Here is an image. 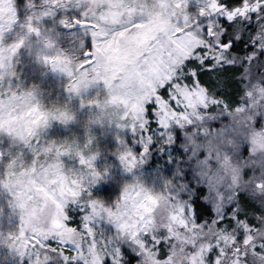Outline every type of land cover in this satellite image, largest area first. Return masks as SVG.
Instances as JSON below:
<instances>
[{"label": "rangeland", "instance_id": "rangeland-1", "mask_svg": "<svg viewBox=\"0 0 264 264\" xmlns=\"http://www.w3.org/2000/svg\"><path fill=\"white\" fill-rule=\"evenodd\" d=\"M138 2L145 4L150 13L141 24L126 31H120L111 23L105 26L115 29V46L113 40L107 42L112 54L105 63L106 71L113 65L120 66L115 73H109L113 81L128 65L147 63L151 66L154 56L163 64V67L157 64V76L166 75L169 61L177 63L196 39L189 32L175 37L173 30L186 26L181 17L187 18L188 4L194 3L202 10L203 0H182V6L181 0ZM117 3L118 0H26V3L0 0V69L3 70L0 71V149L8 153L14 143L25 144L26 137L27 142L36 147L34 136L37 134L41 140L38 155L21 149L20 154L13 152L11 156L0 157V264H24L36 247L31 240L33 228L51 235L59 223L62 225L58 233L60 239L88 244V233L60 220L69 205L85 203L92 205L91 215L100 217L95 228L98 239L91 246L95 259L110 251L102 240L127 239L126 233L138 231L145 225L148 231L155 230L159 238L173 237L169 250L176 264H210L208 250L213 244H219L226 251L235 241L242 257L249 237L254 244L264 243V213L257 214L259 228L246 231L244 239L237 238L236 229L217 228L214 224L205 228L184 214V201L169 191L170 178L157 181L155 175H141L130 169L121 194L112 201L92 191L95 184L108 178L95 173L110 170L113 161L109 156L130 152L126 142H118L121 137L116 131L131 110L130 96L111 91L110 82L102 78L82 92V105L79 96L70 95L66 90L67 73L53 72V65L70 69L76 62L73 37L62 27L64 21L79 13L93 16L98 22L109 18L126 21L135 11V4L132 8L127 3L117 8ZM191 14L195 16L194 12ZM138 35L142 39L137 40ZM157 35L163 43L158 47L149 45L147 41ZM41 39L42 44L52 49L43 56ZM259 71L264 72V68ZM261 94L258 81L254 82L243 94L247 103L239 110L230 113L225 110L217 116L216 122L211 117L205 121L214 129L235 122L237 134L223 142L230 147H221L218 163L208 166L213 168V178L220 175L225 184H239L240 190L257 204L264 201V196L259 195L264 189L253 187L254 181L264 180V123L260 126L255 123L258 116L264 114ZM91 99L95 103L87 102ZM22 103L31 117L30 122L24 124L11 118L13 109ZM61 113L68 117L74 115L70 119L58 118ZM45 120L47 123H42ZM245 142L250 147L247 153L243 151ZM197 143L213 150L218 147L212 136L198 138ZM18 160L23 161L22 165L14 164ZM11 203L17 205L15 211ZM133 205L132 212H128ZM241 223L247 230L248 222ZM164 229L166 231L162 232ZM101 231L107 232V236L100 237ZM16 234L24 237L27 248L24 256L20 255L23 249L14 250L15 241L10 238ZM246 250L248 261L234 259L230 253L220 259L224 264H264L259 250L251 246ZM139 251V264H157L153 249L142 246ZM49 255L54 261L57 259L55 252Z\"/></svg>", "mask_w": 264, "mask_h": 264}, {"label": "snow or ice", "instance_id": "snow-or-ice-1", "mask_svg": "<svg viewBox=\"0 0 264 264\" xmlns=\"http://www.w3.org/2000/svg\"><path fill=\"white\" fill-rule=\"evenodd\" d=\"M125 3L129 8L135 4V11L123 22L111 18L98 22L85 13L64 21L62 27L73 37L76 62L70 69L64 65H53V72L67 73L66 90L70 95L79 96L82 105V92L102 78L110 82L111 91L130 96L131 110L125 122L116 129L121 137L118 142H126L130 152L109 156L113 161L110 170L95 173L108 178L95 184L92 191L112 201L121 194L123 181L130 175V169L141 175H155L157 181L170 178L172 186L169 191L184 201V214L190 215L205 228L214 224L217 228L236 229L237 238L244 239L246 231L259 228L257 221L260 217L257 214L264 213V201L253 204L245 199V191L240 190L239 184H225L220 175L213 178V168L208 165L218 163L220 148L230 147L223 142L237 134V127L233 122L214 129L205 121L211 117L216 122L217 116L225 110L228 113L239 110L242 104L247 103L243 94L254 82L258 81L261 100H264V72L259 71L264 68V41L259 34L260 26H264V0H203L202 10L189 3L187 18L181 17L186 26L173 31L175 37L183 36L185 32L194 35L196 39L190 51L182 54L177 63L169 61L166 75L161 73L157 76V64L160 67L163 64L154 56L151 66L147 63L128 65L113 81L109 73H115L120 66L113 65L106 71L105 63L112 54L107 42L113 40L115 46V29L109 30L105 26L111 23L117 25L120 31H126L141 24L150 15L147 6L138 0H118L115 7H123ZM140 39L138 35L137 40ZM147 43L158 47L163 41L157 35ZM254 68L257 71L254 72ZM129 80L132 83H127ZM58 118L70 119L66 113H61ZM42 123L46 124L47 120ZM255 123L257 126L264 123V114L258 116ZM208 136L217 142L215 150L197 143L198 138ZM27 141L26 137L25 144L14 143L8 153L0 149V157L11 156L13 152L20 154L21 149L38 155L40 136H34L36 147ZM243 148L245 153L250 151L247 142ZM252 155L255 157L254 151ZM122 160L125 161L123 164ZM22 163V160L14 161V164ZM253 187L264 189V180L254 181ZM259 195L264 196V191ZM10 207L15 211L17 205L11 203ZM133 207H129L128 212H132ZM91 208L88 203L75 207L69 205L65 209L66 215L60 217L63 223L88 233V244L60 239L58 233L62 225L59 223L51 235L33 228L31 240L36 247L24 264H139V249L142 246L155 251L157 264H176L169 250L173 237L167 240L159 238L155 230H147V225L126 233L127 239L115 237L111 241L102 240L110 251L95 259L91 246L98 239L95 228L100 217L91 215ZM248 209H256V213L250 214ZM241 221L248 222L247 230ZM117 231H120L119 225ZM99 236L105 237L107 232L101 231ZM10 239L15 241L14 250L16 247L23 249L20 255L24 256L27 248L23 235L16 234ZM249 246L259 250L262 253L260 259L264 260V243L254 244L251 237L244 244L242 257L241 248L234 241L226 251L219 244H213L208 250V259L210 264H217L218 260L219 264H224L220 258L230 253L234 259L248 261L246 249ZM49 252L57 254L55 261Z\"/></svg>", "mask_w": 264, "mask_h": 264}, {"label": "clouds", "instance_id": "clouds-1", "mask_svg": "<svg viewBox=\"0 0 264 264\" xmlns=\"http://www.w3.org/2000/svg\"><path fill=\"white\" fill-rule=\"evenodd\" d=\"M87 102L88 103H95V100L91 99ZM13 113L14 114L11 116V118L18 119L21 124L28 123L31 120V117L29 116L28 112L26 111L23 103L21 105H19L17 109H13ZM5 115L8 116L9 114L6 112ZM72 115H74V113L71 114L69 116V118H71Z\"/></svg>", "mask_w": 264, "mask_h": 264}, {"label": "bare ground", "instance_id": "bare-ground-1", "mask_svg": "<svg viewBox=\"0 0 264 264\" xmlns=\"http://www.w3.org/2000/svg\"><path fill=\"white\" fill-rule=\"evenodd\" d=\"M41 42V50H40V53H41V56L43 55H46L48 52H50L52 49L49 47V46H45L44 44H42V39L40 40Z\"/></svg>", "mask_w": 264, "mask_h": 264}, {"label": "trees", "instance_id": "trees-1", "mask_svg": "<svg viewBox=\"0 0 264 264\" xmlns=\"http://www.w3.org/2000/svg\"><path fill=\"white\" fill-rule=\"evenodd\" d=\"M244 197L246 200L251 201L253 204H256L255 201H253L246 193L244 194ZM243 204V201L241 202ZM249 213H256V209H248Z\"/></svg>", "mask_w": 264, "mask_h": 264}, {"label": "flooded vegetation", "instance_id": "flooded-vegetation-1", "mask_svg": "<svg viewBox=\"0 0 264 264\" xmlns=\"http://www.w3.org/2000/svg\"><path fill=\"white\" fill-rule=\"evenodd\" d=\"M259 34L261 35V39H264V26H260Z\"/></svg>", "mask_w": 264, "mask_h": 264}]
</instances>
